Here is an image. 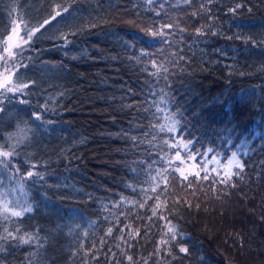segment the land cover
Instances as JSON below:
<instances>
[{
    "label": "trees",
    "instance_id": "obj_1",
    "mask_svg": "<svg viewBox=\"0 0 264 264\" xmlns=\"http://www.w3.org/2000/svg\"><path fill=\"white\" fill-rule=\"evenodd\" d=\"M58 2L71 15L52 20ZM176 3L0 0V33L12 34L19 25L23 35L25 23L49 21L35 33L23 53L27 67L15 71L13 80L23 73L34 105L47 102L54 109L45 113L54 122L45 125L47 131L21 146L22 159L44 166L47 183L26 186L34 205L28 230H38L42 246L0 253V264H128L125 252L136 264H201V258L203 264H264V0H197L211 9L197 19L191 17L196 8ZM235 3L241 4L237 14L227 13ZM153 8L167 15L155 17ZM208 15L219 19L210 23ZM161 19L178 25L168 37L172 46L163 55L140 56L142 50L157 51L145 48L143 40L150 39L146 25ZM201 25L220 35L196 36ZM153 59L167 71L153 75ZM157 105L180 120L182 135L199 141L201 151L214 148L222 163L236 152L244 164L240 176L221 183L223 171L211 173L215 165L209 164L216 183L201 180L202 187L181 191L177 181L171 195L147 199L140 208L146 200L140 189L155 196L150 188L163 186L158 173L168 167L165 153L172 154L163 147L172 134H153V123H169L153 121ZM3 107L0 129L6 139L20 119H30L32 108L7 100ZM149 162L156 180L145 184ZM157 203L158 215L152 216ZM161 212L182 230L190 258L181 259L184 254L174 248L172 259L160 244L170 235ZM109 226L113 233L105 236ZM178 242L179 237L171 243Z\"/></svg>",
    "mask_w": 264,
    "mask_h": 264
},
{
    "label": "snow or ice",
    "instance_id": "obj_2",
    "mask_svg": "<svg viewBox=\"0 0 264 264\" xmlns=\"http://www.w3.org/2000/svg\"><path fill=\"white\" fill-rule=\"evenodd\" d=\"M146 2L149 5H152L156 3V0H146ZM207 2L211 4L213 0H207ZM182 3L187 8H196L195 11L191 12V17L193 19L211 13L210 8H207L203 3L198 4L197 0H182ZM179 5L180 0H177V3L174 4L173 7ZM158 7L163 9L164 3H160ZM240 7V3H235L234 7L229 6L227 8V13L235 15ZM56 8L58 10H56L55 15L51 17L52 20H55L56 17L62 16V13H69V6L62 2L56 3ZM152 11L155 17L162 18L164 15H167L161 11H157L155 8H153ZM69 15H71V13H69ZM208 19L210 23H214L219 17L216 15H208ZM46 23H49V21L45 20L43 23L34 26L30 23H25L23 27V36H21L20 32L17 30L19 25H17L16 28L11 29L12 34H8L7 32L0 33V76L3 77L0 79V89H2V92H0V97H2V99H0V112L5 110L3 107V100H7L8 103H13L15 101L20 105H26L27 107L32 108V111L27 113L30 119H20L15 125V131L9 132L6 139L4 138L3 129H0V141H3L0 142V175L11 173L12 175L9 176V179H11L12 176H19L17 188L23 197L19 200L9 198L11 195L10 192H5L0 196V229H2V233H0V242H2L0 243V253L18 249L21 245L37 244L42 246L38 236V230H28L31 214L34 212V205L28 200L30 188L26 190V186H36L40 184L41 181L47 183L44 175V166L41 164L38 167V162L22 159L21 146L24 145L25 142L30 143L41 129L47 131L45 125H51L54 122L51 120L50 116L45 113L49 111L54 112V109L50 110L47 102H44L43 104L36 103L34 105V102L30 100L33 93L31 91H25V89L29 88V82L23 78L24 74L21 73L20 75H16L15 80H13V75L19 68L27 67V65L23 63V53L31 48L32 43H34L33 37L35 36V33L39 32L43 27V24ZM176 27H178V25H176L175 22H167L162 19L153 20L151 24L146 25V35L150 37V39H144L143 44L145 48L156 49L157 51L142 50L140 56L152 57L163 55L166 47L170 48L172 46V41H170L168 37L170 34L175 35V33H171V30ZM235 27L240 28L242 25L237 24ZM179 31L184 32L185 29L179 28ZM195 35L198 37H204L206 35L217 36L220 35V33L216 31L208 32L205 30V26L201 25V27L196 28ZM5 36H7V39L4 38ZM63 38L67 40V37ZM227 38L231 39V37ZM138 39H140L139 36L133 38V40ZM14 40H17V42H14ZM130 46L134 47L135 44L133 43ZM13 49H16V51H13ZM172 55L175 54L173 53ZM140 56L136 57L138 62ZM180 58L183 59L184 57ZM150 62L152 67L157 69V72L153 73V75H158L161 69L167 71V69L164 68V65L159 64L157 60L153 59ZM9 93L12 95L9 96ZM155 107L156 111L152 114L153 121L167 119L169 123L167 125L153 123V134H155L157 130L159 132L172 134L169 139L163 140V147L171 150L172 154L168 155L167 152L165 153L168 167H166L162 173H158V175L162 176L164 181L163 186H161L160 183H157L154 187L150 188V191L155 193V196L148 195V189H140V191L144 192L146 196V200L140 202V208L145 206L147 199H153L159 202L162 195H171L169 188L170 186H174L177 181H179L182 186L181 191H186L187 189L202 187L203 185L199 183L201 180L204 182L211 181L213 184L216 183V178L211 176V173H218L222 170L224 175L220 182L228 184L234 175L240 176L244 171V164H242L237 158L236 152H232L230 157H226L227 163H222L218 158L219 153H215L214 148L209 147L201 151L200 148L196 147V144H198L199 141H193L188 137L183 136V127L178 128L180 120L173 118L171 112H168L166 109L161 108L158 105ZM41 108L43 111L38 110ZM21 111H24V109H21ZM133 139L135 140V137H133ZM213 153H215V155H213ZM209 156H211V159H209ZM209 164L215 165V167L211 169V173L208 168ZM189 165L190 168L188 167ZM151 166V162H149V170H146L145 176L143 177V183L145 184H149L151 181L156 180V176L152 175L150 171ZM186 168H188L187 174ZM234 168L239 171L233 172ZM164 173H166V175ZM174 173H178L179 176L177 177ZM189 176H192L193 179H189ZM137 181L139 182V178H137ZM231 186L234 187L235 185L233 184ZM128 188L133 192L137 191L135 184H128ZM192 195H195V191L192 192ZM124 199L126 198L121 197V202H123ZM186 202L187 201H185V203ZM177 203H179V201H177ZM114 207H119V204L114 205ZM157 208H159V203H157L156 207L152 209V216L158 215ZM159 219L166 220L167 224L170 225L167 229V232L170 233V235H167L160 240V244L166 247L167 254L171 256L172 259H176L177 254L173 252V249L178 248L179 253L184 254V257L181 259L190 258L191 252L187 246H184L183 242L185 236L182 234V230L179 229L177 225L172 224L170 220H167L162 212L159 213ZM126 227L129 226L125 225L124 227H120L119 231L123 233L124 228ZM112 233L113 227L109 226L105 236H111ZM177 237H179V242L171 243L176 241ZM117 238L122 240L123 236ZM100 243L105 244L107 241L101 237ZM117 247H119V245H117ZM131 247L132 245L130 244L129 248ZM108 251L111 252L112 249L109 248ZM157 251H159V248ZM112 254L115 255V253ZM123 255L126 256L128 264H136L133 255L128 254L127 252L123 253ZM201 264H203V258H201Z\"/></svg>",
    "mask_w": 264,
    "mask_h": 264
},
{
    "label": "rangeland",
    "instance_id": "obj_3",
    "mask_svg": "<svg viewBox=\"0 0 264 264\" xmlns=\"http://www.w3.org/2000/svg\"><path fill=\"white\" fill-rule=\"evenodd\" d=\"M17 30L20 32V35L23 36L21 34L20 27ZM17 40H18V38H17ZM17 40H14V42H17ZM13 51H16V49H13ZM2 78L3 77L0 76V79H2ZM0 92H2V89H0ZM188 167L190 168V165ZM187 170H188V168H186V171ZM10 175H12V174L11 173H8V174L0 175V196H2L5 192H10L11 195H10L9 198L17 199V200L22 199L23 198L22 197V194L19 191V189L17 188V181L19 179L16 178V176H12V178L9 179V176ZM28 200H29V195H28Z\"/></svg>",
    "mask_w": 264,
    "mask_h": 264
}]
</instances>
